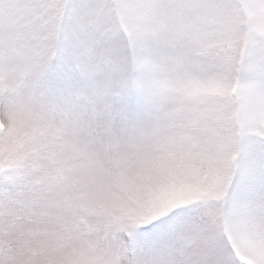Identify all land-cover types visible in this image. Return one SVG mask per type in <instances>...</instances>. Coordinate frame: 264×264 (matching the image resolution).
Segmentation results:
<instances>
[{
    "label": "snow or ice",
    "instance_id": "6c2138e0",
    "mask_svg": "<svg viewBox=\"0 0 264 264\" xmlns=\"http://www.w3.org/2000/svg\"><path fill=\"white\" fill-rule=\"evenodd\" d=\"M0 264H264V0H0Z\"/></svg>",
    "mask_w": 264,
    "mask_h": 264
}]
</instances>
